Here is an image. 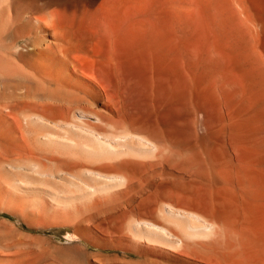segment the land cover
<instances>
[{
	"label": "bare ground",
	"instance_id": "1",
	"mask_svg": "<svg viewBox=\"0 0 264 264\" xmlns=\"http://www.w3.org/2000/svg\"><path fill=\"white\" fill-rule=\"evenodd\" d=\"M0 215V264H264V0H0Z\"/></svg>",
	"mask_w": 264,
	"mask_h": 264
},
{
	"label": "rangeland",
	"instance_id": "2",
	"mask_svg": "<svg viewBox=\"0 0 264 264\" xmlns=\"http://www.w3.org/2000/svg\"><path fill=\"white\" fill-rule=\"evenodd\" d=\"M2 215H0V217H1ZM60 231H56L55 233H56V238H57V240H59V238L61 239V242H63V241H65V239H66V235H65V233L64 232H60ZM58 234H60V235H58Z\"/></svg>",
	"mask_w": 264,
	"mask_h": 264
}]
</instances>
